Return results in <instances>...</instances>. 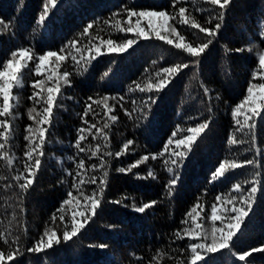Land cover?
Here are the masks:
<instances>
[{"label":"trees","instance_id":"trees-1","mask_svg":"<svg viewBox=\"0 0 264 264\" xmlns=\"http://www.w3.org/2000/svg\"><path fill=\"white\" fill-rule=\"evenodd\" d=\"M44 3L45 0H0V21L8 25L0 26V71H4L3 64L12 59L11 53L15 51L20 62L17 75L22 73L23 80L22 87L14 82L10 92L9 103L15 105L11 109L15 119L7 117L10 124L5 136L9 139L5 143L4 136H0V143H4V148L0 149V177H3L0 179V251L7 254L9 251L16 253L19 249L22 253L15 254L7 264H190L189 245L200 242L210 244L213 223L217 228L226 227L227 210L242 206L240 202L230 203L225 199L238 195L234 185L252 181L253 171L261 173L259 179L264 183V151L259 155L255 151L256 148L264 150V120L256 117L254 146H230L228 143L236 128L235 119L243 121L244 115L257 105L261 106L260 116H264V90L259 88L253 89L255 105H245L237 118L231 114L247 96L249 83L261 82L259 74L253 80V72L258 73V55L264 51V0H231L224 10L223 20H213L212 23H208L209 15L215 17L219 5H212L209 0H181L175 8L172 7V0H57V7L50 6L48 16L43 23H39ZM179 7L186 8L185 18H194L205 27L213 28L216 23L221 24L213 43L198 58L199 63H194L197 58L174 46L181 42L178 35L185 37L183 43L191 42L198 46L204 42V34L198 29L179 23L180 18L176 15ZM129 9L168 13V24L174 26L177 33L165 31L162 34L174 43L168 44L152 32L151 27L158 28L163 23L161 17L141 18V26L150 33L147 39L137 38L135 32L121 31L128 27ZM172 15H176V19H172ZM135 20V17L131 18L133 26ZM117 22L119 25L115 26ZM90 23L93 27L83 34ZM194 32L197 35L194 36ZM108 39H112L116 46L130 39H136L137 43L124 51L109 52L104 43ZM71 41L77 42L76 48L70 51L76 53L78 59L81 55L84 59L95 56L86 65L81 60V66L87 71L78 72L70 58L57 64L53 57L36 74L33 70L38 60L19 55L20 49H29L30 55L55 51L58 55L67 56V52L61 53L60 50ZM77 48L81 51L76 52ZM240 48L244 51H235ZM178 63L190 66L170 77L166 86L157 92L155 84L160 79L157 73L164 75V68ZM12 71L15 72L16 68L13 67ZM64 71L71 73L68 77L70 84L60 79ZM49 74H52L51 80ZM35 81H43L40 88L33 87ZM149 83L153 84L151 92H141L137 88L139 84L147 89ZM56 86L60 87V93L56 94L59 106L53 105L50 124L41 125L37 121L45 106L43 101L48 95L47 89ZM34 91L40 94L37 97L40 103L29 99ZM149 96L155 99V103L146 106L143 102ZM105 97L108 98L107 104L113 106L110 113L103 103H96ZM2 104L3 97L0 95V106ZM88 104L92 105V111L86 119L96 128L91 130V134L85 133L87 139L81 142V146L86 148V155L78 152L75 143L78 129L89 126L82 119ZM30 109H35L31 118ZM125 109L131 115H127ZM111 115L117 117L116 121L111 120ZM209 118V129L197 137L186 158L174 167L169 163L168 166L173 167L172 173L164 164L167 153L163 158L151 159L152 155L163 152L173 133H176V139L183 138L189 134L187 128L196 127ZM29 126L30 131H26ZM41 127L47 129L42 145L43 155L40 156L41 166L39 170L33 169L36 174L32 185L22 193L14 177L24 171L28 159L25 153L29 140H25V136H29L32 143H39L38 130ZM103 134L107 135V140ZM235 135L239 139L241 133L236 132ZM129 140L133 143L119 157L103 156L105 151L113 154L121 152ZM97 145L100 146L99 153L91 157V151H96ZM175 147L173 144L169 151ZM250 147L251 151H244ZM102 156L106 161L102 171L108 172L104 199L91 219L76 217L83 227L76 237L64 241L66 225L69 230L71 228L72 212L83 211L85 203L72 187L76 164L83 158L85 168L89 170L84 178L94 174L99 184L102 171L93 173L90 166H99ZM144 156L149 159L137 164ZM245 158H256L258 163L256 166L229 169L224 177L212 181V174L225 160L240 163ZM133 164L136 167L131 171H117ZM149 169L155 173V178L148 176ZM80 171L84 173V169ZM68 172L73 175L69 176ZM174 176L178 182L169 194L166 186ZM253 186L252 183L243 184L245 197ZM96 187V184H87L84 192L90 194ZM69 192L77 199L64 204L65 200H69ZM218 196L221 197L219 201ZM256 197L241 229L233 237L235 246H229L232 251L225 248L211 254L202 253L204 259L210 256L209 264H243L239 256L244 252L250 253L245 257L249 264H264V250L251 252L253 248L264 249V194L257 191ZM153 201L155 204L143 213L133 208V203L139 207ZM198 204L196 222L200 223L201 236L205 229L208 231L206 240L183 234L188 225L181 221ZM213 204L223 224L211 220ZM62 208L63 222L59 219ZM84 215L90 213L85 212ZM46 230L49 235L54 230L60 243L39 252H29L28 249L37 244ZM177 231H181L183 239H177ZM4 237L9 243H4ZM16 237L19 238L18 244L12 243ZM44 240L46 243L47 237Z\"/></svg>","mask_w":264,"mask_h":264},{"label":"snow or ice","instance_id":"snow-or-ice-1","mask_svg":"<svg viewBox=\"0 0 264 264\" xmlns=\"http://www.w3.org/2000/svg\"><path fill=\"white\" fill-rule=\"evenodd\" d=\"M181 0H172V7L175 8L177 4H179ZM209 2L212 5H219V10H217V15L215 17L209 15V20L208 23H212L213 20H223L224 15H225V9L227 6L230 5L231 0H209ZM51 8H56L57 7V0H45L44 3V10L41 13L39 17V23H43L45 20V17L48 16L49 14V9ZM185 13H186V8L185 7H179L178 13L176 15L179 16V23L181 25H188L191 29H198L199 33L204 34V42L200 43L198 46L194 45L193 43H183L185 40V37L183 35H178L177 38L179 43H175V48L177 49H182L186 53H188L191 57L197 58L194 63H199V57L201 56L202 53L205 52L206 49L209 48V45L213 43V41L216 38V35L218 33V30L221 27L220 23H216L213 28H208L205 27L204 25H201L198 21H196L194 18L189 20L185 18ZM127 15L129 17L128 21V27L126 29H120L121 31H127V32H135L137 38L139 37H144L147 39L150 35L149 32L145 31V28L141 26V18L143 17H161L163 19V23L157 28V27H151L152 32H154L155 36L161 40H164L168 44H173L174 41L172 39H169L167 35L162 34L165 31H168L170 33H177V29L168 24L169 20V14L160 11H134V10H127ZM176 15H172V19H176ZM135 17V25L133 26L131 22V18ZM119 22H117L118 26ZM0 26L8 27V25H5L3 21H0ZM93 27V24H88L87 27L84 29L83 34H87L88 30ZM193 35H197V33H193ZM76 41H71L69 42V45L67 47H62L61 48V53L67 52V56L65 55H58L57 52L55 51H47L43 55L36 56L35 53H31L30 55V50L29 49H20L19 55L21 57H27L28 59H33L35 58L38 60V63H36L34 72L36 74H39L41 72L42 66L45 64L46 61H48L50 58L55 57L57 64L61 61H65L67 58H70L74 65H76L77 71L78 72H83L87 71L86 67L81 66V60L83 61V64H88L90 63L91 59H95V56L90 57L89 59H84L83 56L81 55L80 58L78 59L76 53L70 51L72 48H76ZM108 47L109 52H117V51H124L127 48L131 47L132 45H135L137 43L136 39H130L127 40L123 45L116 46L114 44V41L112 39H108L104 41ZM89 50L90 49H86ZM80 49H76V52H80ZM235 51L237 52H243L244 49H236ZM249 52L252 51L251 48L248 49ZM97 54H99L100 49L97 47L96 49ZM12 59H9L7 62L3 64L4 71H0V95L3 97V104L0 106V117H6L5 119H0V128L3 129L2 132H0V136H4V141L5 143L8 141L9 137L5 136V133L9 131V124L10 121L7 119V117H11L13 120L15 119L14 116H12L11 109L15 107L14 104L9 103L10 99V92L11 88L13 87V84L15 82L16 86L22 87L23 86V80H22V73L20 76L17 75V73L20 70V62L17 60V52L13 51L11 53ZM258 60H259V70L258 73L257 71L253 72V80H255L257 74L261 76V82L260 83H249V87L247 89V96L244 98V100L237 105L233 111H232V116L234 118L239 117V115L243 112L245 105L248 104H256V101L253 97V89L254 88H259L261 90H264V51H260L258 55ZM15 61V65H14ZM24 66H27V59L25 60ZM190 65L188 63H178L174 67H168L164 68L162 71L164 75H161V73H157V76L160 77L158 83L155 84V88L157 92L159 90L163 89L166 84L169 82V78L175 76L177 73H179L183 68H188ZM13 67L16 68V71H12ZM71 75L70 72L64 71L60 79L64 81L65 84H70V81L68 80V77ZM49 80L52 78V74H49ZM43 81H35L33 83L34 88H40L42 85ZM55 83V82H54ZM137 88L139 91L144 92L148 91L151 92L153 89V84L149 83L147 86V89L144 87H141L139 84H137ZM48 95L44 99V107L42 108V111L40 113L41 118L37 121L39 124L44 125V124H50V118L52 115L53 111V105L56 104V106H59L58 101H57V93H60V87H51L47 89ZM39 93L33 92V96L29 97L30 100H34L35 103H40V99H37L39 97ZM91 100L92 98L89 97ZM107 97L103 98L102 101H98L96 103H103L105 107L108 109V113L112 111L113 106H109L107 104ZM121 100L123 97L120 98ZM264 100V98H262ZM146 106L155 103V99L152 96H149L147 100L143 102ZM134 109L135 110V101H133ZM123 107V105H121ZM260 105H257L256 107L252 108V110L244 115L243 121L240 119H235V131L233 133L232 138L229 139L228 143L229 145H244V144H249L253 145L255 143V128H256V117H260L261 120H264V116H260ZM35 111V109H30L29 110V115L31 118L32 112ZM92 111V105L88 104L85 107L84 110V118L83 123L84 124H89V121L86 119L88 116L89 112ZM211 111V109H209ZM108 113H105L107 116ZM125 113L127 115H131L125 109ZM93 115H98V113H93ZM111 120L116 121L117 117L115 115H111ZM250 121H253V123H250ZM211 123V119L209 118L208 120H205L204 122L198 124L196 127H189L187 128V133L188 135L184 136L183 138L176 139V133H173V136L169 138L168 142L164 146L163 152L159 154L152 155L151 159L156 160L158 158H163L165 153H167V158L164 159V164L167 167V170L172 173L173 172V167L177 166L182 160L186 158V153L192 151V146L194 142L197 140V137L200 136L201 133H204L206 129H209ZM104 127L107 128L108 124L105 123ZM93 128H96L95 124H89L88 128H81L78 129V138L75 143V147L78 149V152L85 153L86 148L81 146V142L87 139V136L85 133L91 134V130ZM31 126L26 128V131H30ZM39 137H40V142L39 143H32L30 140L29 136H25V140H29V146H28V151L25 153V156L28 157L24 164V171L20 173L19 175L15 176L14 179L18 182V187L20 188L22 193H25L28 191L29 187L32 185L33 179L35 177V170H39L41 166V159L40 156L43 155L42 151V145L44 143V135L45 132L47 131L46 128H39ZM97 132H100L99 129H97ZM239 132L241 133V136L239 139L236 138L235 133ZM104 135V139L107 140V135ZM95 135H93V139H95ZM133 143V141L129 140L127 143L123 145V149L121 152H116L112 153L109 151H105L103 153V156L107 157H112L115 155L116 157H119L120 155L123 154L124 150H127L129 146ZM173 144L176 145L175 148H172L171 151H169L170 146ZM99 145H97V150L96 151H91V157H96L99 153ZM4 148V143H0V149ZM179 149V150H178ZM37 150H40L37 155H33V153H36ZM252 148H246L244 151H251ZM256 153L259 155L262 153V151L259 148L255 149ZM103 156L100 159V165L97 166L96 164H92L90 166L92 172L96 171H102L106 167V161L104 160ZM89 157V158H91ZM69 159H73L70 157ZM149 159L148 156H144L141 158L140 161H137V164L143 163ZM9 164H11V160L8 161ZM169 163L173 167H169ZM258 163L256 158L253 159H247L245 158L242 162L236 163L235 160L233 161H228L225 160L223 163L219 165V167L216 169V171L212 174V181H215L221 177L225 176V173L229 169H236L238 167H244L246 165H252L256 166ZM133 167H136V164L130 165L127 169L125 168H119L117 169L118 172L124 173L131 171ZM77 172L76 175L73 176V185L72 187L78 192L79 197L84 200V206H83V211H73L71 214V228L70 230L68 229L67 225L65 227V231L63 233V240L68 241L71 240L73 237H76L77 234L80 232L81 228L83 227L82 224L78 223L76 221V217L80 216L83 217L85 220L91 219L92 215H95L97 213V210L99 209L102 200L104 199V191L107 186V177H108V172L107 171H102V176L100 178L99 184H97V176L92 174V175H87V179L84 178V176L87 174L89 171L88 169L85 168V161L83 158L79 159V162L76 164ZM81 169H84V173H81ZM69 176H72V172L67 173ZM261 173L259 171H253L252 176L253 180L252 181H243L240 183H237L234 185V191L238 194L237 196H230V197H225V199L228 202H240L241 207H232L231 209L227 210L228 211V219H227V226L226 227H220L217 228L215 224L213 223L212 229H211V243L206 244L203 242L200 243H192L189 245L190 250H191V261L190 264H197L198 261L201 262V264H209V259H204L203 254H211L217 252L219 249H228L230 252L232 251V248L229 247L230 244L234 247V241L233 237L236 236V233L238 230L241 229V225L244 223L245 218L249 215V210L252 207V204L256 200V193L257 191H260L262 194H264V183L261 182L259 179ZM148 176L155 178V173L149 169L148 171ZM0 179H3V177H0ZM23 180L22 183H19V181ZM178 182L177 177H173L166 186L169 194L173 191V186ZM244 183H252L255 186L251 188V190L248 192L247 197L244 196V189H243V184ZM87 184H96L97 187L91 191L90 194H86L84 192V186ZM69 200H65L64 204H69L72 200H76V197H73L72 193H68ZM217 200H221V197L218 196ZM77 203L79 201L77 200ZM114 203H120V201H115ZM153 204H155V201L151 203H145L142 206L137 207L135 203H133V208L135 211L143 213L145 212L146 209L151 207ZM75 207V206H74ZM197 207H200L199 204L197 206H193L188 213H186V219L181 221L182 224L188 225L185 229H183V234L188 235L189 237L193 239H202L206 240L208 238V231L205 229L203 232V236L200 235L201 229H200V223L196 222V215L197 213ZM60 211V217L59 219L63 222L64 221V211L63 208ZM201 211L203 209L201 208ZM88 212L90 215L85 216L84 213ZM234 213V215H232ZM211 220L213 222L215 221H221L223 224V221L221 220V216L217 214V207L215 204L212 205L211 207ZM56 219V216H53V220ZM191 221V223H190ZM176 237L177 239H183L184 235H182L181 231L176 232ZM44 237H47V242L45 243ZM4 243H9L8 239L6 237L3 238ZM12 243H19V238L16 237L13 239ZM59 244L60 240L56 236V232L54 230L51 231V234L49 235V231L46 230L44 233V236L41 237L39 241H37V244L33 246L32 248L28 249L29 252H39L43 250L44 248H52L53 244ZM99 247H106L105 245H99ZM264 249H259V248H253L251 249V252H258L262 251ZM15 254H22L20 253V250L17 249L16 253L9 251L7 254L3 251H0V264H7L8 261L13 260ZM249 252H244L242 255L239 256V260L243 262V264H249V262L245 259L246 256H249Z\"/></svg>","mask_w":264,"mask_h":264}]
</instances>
